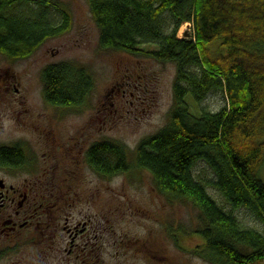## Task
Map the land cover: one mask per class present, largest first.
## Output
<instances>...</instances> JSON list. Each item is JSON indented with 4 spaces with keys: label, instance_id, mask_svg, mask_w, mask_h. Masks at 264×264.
<instances>
[{
    "label": "trees",
    "instance_id": "trees-1",
    "mask_svg": "<svg viewBox=\"0 0 264 264\" xmlns=\"http://www.w3.org/2000/svg\"><path fill=\"white\" fill-rule=\"evenodd\" d=\"M88 2L102 48L176 64L169 122L138 145L137 167L151 173L164 195L185 198L201 212L207 221L202 254L219 264L264 263V234L244 228L233 214L247 209L264 222V0ZM185 22L194 26L193 39L178 37ZM71 24V14L55 0H0V53L29 56ZM41 76L44 97L54 105H79L95 87L92 75L70 62L47 66ZM217 92L226 106L191 112L188 95L200 105ZM126 156L123 147L98 144L93 166L110 176L123 173L129 170ZM199 161L211 168L210 185L231 212L197 180Z\"/></svg>",
    "mask_w": 264,
    "mask_h": 264
},
{
    "label": "rangeland",
    "instance_id": "rangeland-1",
    "mask_svg": "<svg viewBox=\"0 0 264 264\" xmlns=\"http://www.w3.org/2000/svg\"><path fill=\"white\" fill-rule=\"evenodd\" d=\"M55 1L71 14V27L61 35L46 39L29 56L12 59L0 53V69L22 77L32 104L44 110L43 70L60 62L85 68L93 77L94 89L79 105L68 108L55 105L59 109L54 110L52 115L60 123H51L62 139L73 138L71 141L74 144L84 138V141L91 139L89 146L101 142L125 148L129 164V170L111 176L108 172L99 173L97 169L96 173L92 172L87 166L80 168L86 180L79 192L94 196L89 205L81 201L78 211L87 208V211L95 212L98 207L101 227L97 238L90 235L91 242L81 258L77 262L71 259V262L219 264L202 254L206 249L201 234L207 227V221L198 208L185 198L179 200L164 195L156 187L151 173L136 165L138 145L169 122L175 103L173 85L176 64L102 48L100 31L88 0ZM193 33V24L185 22L178 37L193 39ZM141 48L151 51L155 46L143 44ZM186 101L196 116L202 109L218 112L228 103L221 92L210 93L200 105L190 95ZM104 154L107 158L108 155ZM261 172L264 179V164ZM194 175L219 206L227 212L232 211L214 185H210L215 175L204 161H199ZM233 214L244 228L264 234V222L247 209L236 210ZM62 246L60 236L51 239V235L43 229L33 244L23 245L20 251H10L0 264H68L60 260L65 255L58 251ZM238 248L244 254L249 251L243 246Z\"/></svg>",
    "mask_w": 264,
    "mask_h": 264
},
{
    "label": "flooded vegetation",
    "instance_id": "flooded-vegetation-1",
    "mask_svg": "<svg viewBox=\"0 0 264 264\" xmlns=\"http://www.w3.org/2000/svg\"><path fill=\"white\" fill-rule=\"evenodd\" d=\"M23 82L0 69V261L33 244L44 229L51 239L60 236L64 246L58 251L65 254L60 260L74 264L71 259L81 258L90 235L97 238L101 227L98 207L78 211L81 201L89 205L94 196L81 194L79 188L86 180L82 166L96 173V143L62 139L51 123H60L52 115L59 108L48 101L42 103L44 110L36 108Z\"/></svg>",
    "mask_w": 264,
    "mask_h": 264
}]
</instances>
